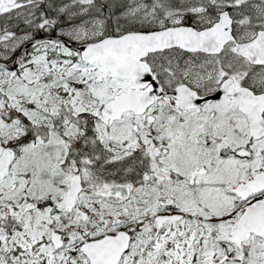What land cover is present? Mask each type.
Masks as SVG:
<instances>
[{
	"label": "snow or ice",
	"instance_id": "snow-or-ice-1",
	"mask_svg": "<svg viewBox=\"0 0 264 264\" xmlns=\"http://www.w3.org/2000/svg\"><path fill=\"white\" fill-rule=\"evenodd\" d=\"M0 264H264V0H0Z\"/></svg>",
	"mask_w": 264,
	"mask_h": 264
}]
</instances>
